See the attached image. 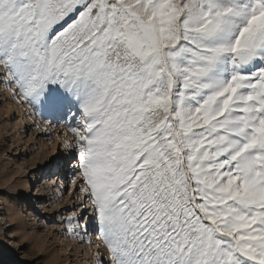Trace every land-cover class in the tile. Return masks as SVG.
Here are the masks:
<instances>
[{"label": "snow or ice", "instance_id": "6c2138e0", "mask_svg": "<svg viewBox=\"0 0 264 264\" xmlns=\"http://www.w3.org/2000/svg\"><path fill=\"white\" fill-rule=\"evenodd\" d=\"M0 86L64 126L97 264H264V0H0Z\"/></svg>", "mask_w": 264, "mask_h": 264}, {"label": "rangeland", "instance_id": "374dc122", "mask_svg": "<svg viewBox=\"0 0 264 264\" xmlns=\"http://www.w3.org/2000/svg\"><path fill=\"white\" fill-rule=\"evenodd\" d=\"M0 95V264H97L105 257L97 255L94 243L100 244V253L106 250L94 231L89 244L84 242L86 237L74 239L70 231L66 234V221L87 209L59 215L84 203L76 191L79 178L72 182L76 162L67 163L69 149L62 147L59 137L64 126L30 115L21 102L9 117L5 110L10 94L0 86ZM57 157L63 160L58 161L59 168H50L49 162ZM53 171L59 175L47 179ZM28 180L33 184L25 190ZM65 189H69L66 194Z\"/></svg>", "mask_w": 264, "mask_h": 264}, {"label": "bare ground", "instance_id": "6f19581e", "mask_svg": "<svg viewBox=\"0 0 264 264\" xmlns=\"http://www.w3.org/2000/svg\"><path fill=\"white\" fill-rule=\"evenodd\" d=\"M5 91V90H4ZM8 93L10 94V103H8L7 105H6V110H5V113L10 117V116H12L14 113H15V109L17 108V102L18 101H15V100H13L12 99V97H11V93L8 91ZM1 96V95H0ZM22 111H23V108H22ZM26 115V114H25ZM67 157V156H66ZM65 158V157H64ZM60 162L61 161H63L62 160V158H60V160H59ZM62 163V162H61ZM60 163V164H61ZM59 164V165H60ZM33 184V182H31V180H28L27 182H26V184H25V190L30 186V185H32ZM89 219V218H88ZM88 219H87V222H86V224H84V226H86L87 225V223H88ZM83 226V227H84ZM93 236V233L91 232V236H86V238H87V240H92L91 239V237ZM95 237H96V235H94ZM89 244V243H88ZM94 245H97V248L99 249V252L97 253V255L98 256H100V250H101V247H100V244H98L97 243V241L94 243Z\"/></svg>", "mask_w": 264, "mask_h": 264}]
</instances>
